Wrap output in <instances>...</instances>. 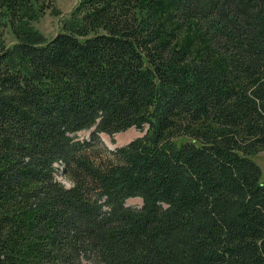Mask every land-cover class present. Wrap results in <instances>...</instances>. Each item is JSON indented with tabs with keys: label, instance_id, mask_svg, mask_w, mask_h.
Instances as JSON below:
<instances>
[{
	"label": "trees",
	"instance_id": "16d2710c",
	"mask_svg": "<svg viewBox=\"0 0 264 264\" xmlns=\"http://www.w3.org/2000/svg\"><path fill=\"white\" fill-rule=\"evenodd\" d=\"M33 3L0 0V264H264V0H81L49 39Z\"/></svg>",
	"mask_w": 264,
	"mask_h": 264
},
{
	"label": "rangeland",
	"instance_id": "374dc122",
	"mask_svg": "<svg viewBox=\"0 0 264 264\" xmlns=\"http://www.w3.org/2000/svg\"><path fill=\"white\" fill-rule=\"evenodd\" d=\"M80 1L81 0H34L33 9L31 10V14L28 17L29 19H27V22L45 39L52 38L63 29L64 23L72 16ZM161 22L167 29L175 30L179 37V42L184 45H188L192 51L198 52L203 46L204 41L202 34L195 27L179 30L177 22L167 17V15L164 16V19L161 20ZM15 35L16 34L13 29H6L5 39L8 45L16 43L17 38ZM146 129L147 125H145L144 130L131 127L126 131L115 133L112 136L102 132L100 133V137L105 145L113 149L143 135ZM90 134L91 129L78 132V136L82 139L89 138ZM255 159L262 168V179L264 180V150L258 151L255 155ZM57 178L68 186L71 184L70 179L61 171L57 173ZM126 204L140 207L142 206L143 201L140 197H134L129 198L126 201Z\"/></svg>",
	"mask_w": 264,
	"mask_h": 264
}]
</instances>
